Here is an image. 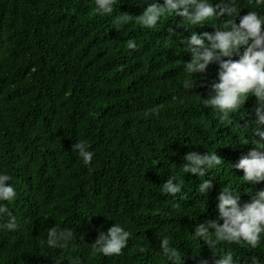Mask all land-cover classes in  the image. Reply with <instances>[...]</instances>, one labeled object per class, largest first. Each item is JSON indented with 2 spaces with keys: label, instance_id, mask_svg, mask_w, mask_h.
<instances>
[{
  "label": "trees",
  "instance_id": "16d2710c",
  "mask_svg": "<svg viewBox=\"0 0 264 264\" xmlns=\"http://www.w3.org/2000/svg\"><path fill=\"white\" fill-rule=\"evenodd\" d=\"M153 2L163 0H116L111 16H99L94 0H0V170L17 190L9 208L19 225L0 229V264H68L73 256L82 264H171L159 251L163 236L182 264H212L220 251L238 264H264V239L256 249L218 243L214 257L192 235L198 223H222L215 196L224 187L237 189L241 204L264 189L234 168L254 146L240 142L251 134L255 97L219 123L200 104L217 66L194 77L183 71L191 57L180 40L227 18L189 27L170 16L143 28L135 16ZM231 2L241 15H264V0ZM128 40L137 50L126 48ZM186 79H194L191 89ZM152 107L158 114L145 117ZM77 141L94 153L87 167L71 148ZM207 150L221 157L217 170L201 178L181 171L185 153ZM171 173L185 180L175 197L160 191ZM200 179L211 180L208 195L198 193ZM113 222L130 231L128 245L119 256L91 257L90 243ZM54 225L75 233L63 249L46 245Z\"/></svg>",
  "mask_w": 264,
  "mask_h": 264
},
{
  "label": "clouds",
  "instance_id": "9594fccd",
  "mask_svg": "<svg viewBox=\"0 0 264 264\" xmlns=\"http://www.w3.org/2000/svg\"><path fill=\"white\" fill-rule=\"evenodd\" d=\"M260 3V0H257ZM116 6V0H94V11L99 16H111ZM179 16L189 27L201 26L206 23L226 17L223 27H214V30L197 33L195 30L186 38L180 40L183 51L190 54V60L183 64L186 75H205L209 64L217 66L216 80L211 83V92L201 98L203 108L211 110L219 123L231 121L230 114L236 113L245 100L255 97L256 107L254 119L251 121V134L240 143L254 145L245 155H242L234 164V168L242 170L244 183L256 184L264 181V15L256 11H247L241 15L231 0H163V3H150L141 14L135 16L136 22L147 29H154L165 17ZM123 21L130 17L124 15ZM169 31H173L169 28ZM137 44L128 40L126 48L137 50ZM236 56L237 59H233ZM194 79L183 81L184 89H191ZM158 107L147 109L143 115L158 114ZM255 137V138H253ZM84 166L92 163L94 153L89 145L77 141L71 145ZM181 171L195 174L198 178L217 170L222 159L215 151L198 153L189 151L182 157ZM12 177L0 170V229L16 231L19 227L17 217L9 205L16 199L17 190L11 182ZM197 186L198 193L208 195L213 187L210 179H200ZM185 180L176 173H171L161 184L160 191L168 196L175 197L182 193ZM263 184L256 188L250 202L241 204L240 193L237 189L224 187L215 196V207L222 223L216 220H206L195 225L192 235L194 239L203 241L213 250L214 257L218 243L225 245L235 244L256 249L264 239V189ZM259 189V190H258ZM258 190V191H257ZM183 199V195L180 196ZM175 206V205H174ZM75 237L71 228H61L58 225L49 227L46 233V245L49 249H63ZM130 231L120 223H112L106 230L98 231L93 242L90 243L91 257L119 256L129 242ZM82 239V238H81ZM140 252H144L142 247ZM159 251L171 264H182L181 252L170 243L167 236L159 240ZM59 261V260H57ZM68 264H82L79 257L68 258ZM199 264H209L207 259H201ZM212 264H238L233 254L220 251L219 258H214ZM247 264V262H245ZM251 264H256L251 261Z\"/></svg>",
  "mask_w": 264,
  "mask_h": 264
}]
</instances>
